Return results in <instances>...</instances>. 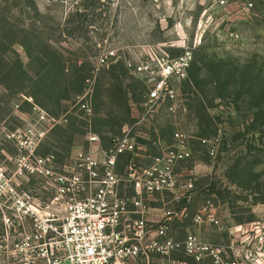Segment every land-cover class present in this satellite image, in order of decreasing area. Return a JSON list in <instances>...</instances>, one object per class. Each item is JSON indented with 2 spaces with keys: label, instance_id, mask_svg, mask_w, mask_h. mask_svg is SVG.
Here are the masks:
<instances>
[{
  "label": "rangeland",
  "instance_id": "1",
  "mask_svg": "<svg viewBox=\"0 0 264 264\" xmlns=\"http://www.w3.org/2000/svg\"><path fill=\"white\" fill-rule=\"evenodd\" d=\"M217 1L0 0V168L6 177L14 176L18 160L26 153L14 134L27 138L31 127L44 131L38 153L55 155L61 163L85 148L91 133L108 145V139L122 135L125 127L144 116L142 103L149 91L146 77L129 71L123 61L98 69L96 59L105 48L157 46L176 57L185 52L184 46L189 47L194 58L188 75L172 85L187 114L175 119L163 109L154 120L137 126L134 134L153 155L160 154L154 145L157 134L164 145L173 143L176 131L190 142L191 158L178 166L176 179L182 187L190 179L188 171L195 170L194 191L188 217L176 224L174 240L187 234L197 239L198 246L223 249L226 262H246L250 251L255 263L263 264L264 1L227 0L224 6ZM52 48L64 59L67 77L75 78L80 69L88 77L68 100L58 101L61 90L43 87L44 65ZM116 77L141 99L131 118L113 102ZM91 85L95 89L93 111L87 114L78 102ZM30 100L62 121L61 125L50 129L39 124ZM70 128L76 131L72 144ZM42 182L39 177L15 179L21 191L38 192ZM44 196L48 200L50 193ZM162 200L156 196L147 199V204L161 214ZM164 201L170 199L165 196ZM9 206V198L1 196L0 211L9 216ZM182 206L169 207L180 210ZM201 210L204 222L197 224L194 217ZM12 233L11 243L16 240V229ZM9 261L7 255L0 257V264ZM201 261L213 264L210 256ZM126 264L146 262L138 259ZM152 264L173 263L154 256Z\"/></svg>",
  "mask_w": 264,
  "mask_h": 264
},
{
  "label": "built area",
  "instance_id": "2",
  "mask_svg": "<svg viewBox=\"0 0 264 264\" xmlns=\"http://www.w3.org/2000/svg\"><path fill=\"white\" fill-rule=\"evenodd\" d=\"M217 2L224 6L227 0ZM232 37L240 38L237 34ZM183 48L185 52L176 57L149 45L121 50L105 48L97 57L98 69L123 61L129 71L146 77L149 85L142 103L144 116L133 126L125 127L122 135L108 139V145L100 135L91 133L85 148L60 163L55 155L38 153L46 136L44 131L31 127L27 138L12 135L26 153L18 160L12 178H7L0 168V197L6 196L10 202L9 216L0 211L4 225L0 257L7 255L8 264H126L138 259L152 264L154 256L169 259L173 264H203L205 256H210L213 264H261L255 263L250 251L245 255L246 262L230 263L224 261L223 249L198 246L192 236L186 234L183 239L174 240L176 224L188 217L187 206L194 191L195 170L188 171L190 179L182 187H178L176 179L178 166L191 158L190 142L176 131L173 143L164 145L156 133L154 145L159 147L160 154L153 155L140 142L141 137L134 134L137 126L154 120L163 109L175 119L187 114V107L172 86L175 80L188 75L193 63L192 49ZM94 90L91 85L78 102L87 114L93 111ZM30 103L39 124L50 129L61 125L62 121L32 100ZM130 109L134 116L138 109L134 101ZM174 124L177 126V122ZM125 159L127 163L123 164ZM22 177L41 178L43 188L38 192L19 190L15 179ZM48 192L47 200L44 195ZM156 196L163 197L165 208L161 214L147 204V199ZM165 196L170 201L165 202ZM181 203L180 210L169 207ZM203 210L194 217L197 224L204 222ZM211 222L219 225L215 218ZM12 227L17 235L11 243ZM176 256L183 259L176 260Z\"/></svg>",
  "mask_w": 264,
  "mask_h": 264
},
{
  "label": "trees",
  "instance_id": "3",
  "mask_svg": "<svg viewBox=\"0 0 264 264\" xmlns=\"http://www.w3.org/2000/svg\"><path fill=\"white\" fill-rule=\"evenodd\" d=\"M51 49V48H50ZM52 51V52H51ZM50 51L49 56L47 57V60L45 61V69L47 70V77H45V80L42 82L43 87L46 89H59L62 91V96L57 97L58 101L61 100H68L70 95L73 94V92L80 89L81 83L83 84L88 80V77H85L82 74V70L80 69L79 72L77 71V74L75 75V78L73 76L67 77L65 74L67 69L65 67V61L57 51L52 50ZM115 84L112 86V99L113 102L117 104V107L120 111H123L124 114L128 115L129 118H131V109L129 106V101L132 100L135 103H140L141 99L139 100L136 91H133L132 87L129 85H125L122 80L119 78H114ZM83 88V87H82ZM130 97V98H129ZM37 98V97H36ZM38 100V99H37ZM38 106V105H37ZM112 113L108 114L110 116ZM110 120V118H109ZM107 120V121H109ZM120 127L122 125H118ZM72 131V137L70 143L73 142V136L75 135L76 131L72 128H70ZM214 190H211L213 192ZM1 218V214H0ZM4 232V225L1 223L0 225V233ZM185 236V235H184ZM176 260H182V257H175ZM193 262V260H191Z\"/></svg>",
  "mask_w": 264,
  "mask_h": 264
},
{
  "label": "crops",
  "instance_id": "4",
  "mask_svg": "<svg viewBox=\"0 0 264 264\" xmlns=\"http://www.w3.org/2000/svg\"><path fill=\"white\" fill-rule=\"evenodd\" d=\"M264 1V0H263Z\"/></svg>",
  "mask_w": 264,
  "mask_h": 264
}]
</instances>
